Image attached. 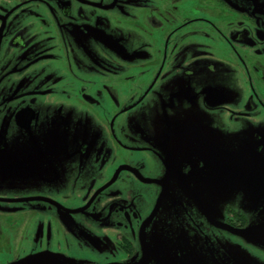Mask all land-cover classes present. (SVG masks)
Wrapping results in <instances>:
<instances>
[{
  "label": "flooded vegetation",
  "instance_id": "1",
  "mask_svg": "<svg viewBox=\"0 0 264 264\" xmlns=\"http://www.w3.org/2000/svg\"><path fill=\"white\" fill-rule=\"evenodd\" d=\"M263 192L264 0H0V264H215Z\"/></svg>",
  "mask_w": 264,
  "mask_h": 264
},
{
  "label": "rangeland",
  "instance_id": "2",
  "mask_svg": "<svg viewBox=\"0 0 264 264\" xmlns=\"http://www.w3.org/2000/svg\"><path fill=\"white\" fill-rule=\"evenodd\" d=\"M21 74L22 73H17V74L15 73V76L12 79H10V80L12 81V80H16V78H20ZM128 96H129V92H127V91H123V92L119 93V97L121 99H126L127 100ZM7 122H9V119L7 120ZM6 127L8 128V131L10 129L11 132L14 131L15 129H17V128H14V127L10 126V125H8ZM8 139H10V137H8ZM218 140H219L221 146H223L225 148L231 145V138L230 137L221 136L220 139H218ZM224 150H226V151H224L222 153V156H224V153H225L226 158L229 159L230 158V153H226V152H230L231 148L224 149ZM235 169H236V167L233 164L231 166V170L234 171ZM231 187H233V186L227 185L226 188H225V191L222 194V196L230 197V199L231 198H240V197L247 196V194L245 192H243L241 189H239L237 187H234V188H231ZM140 191L142 193H147L145 196H150V194H152L153 190L148 188L147 190H141L140 189ZM260 196H264V192L261 193ZM140 205L143 206V210L146 208L145 204H140ZM255 222H256V219H255ZM250 227L255 229V228H258L259 225L250 226ZM250 231H251V229H248L246 231L247 233H245L244 237H241L244 240H246V238H248L249 241H246V242H248L250 244H247L246 242H245L246 244H244L243 242L238 241V242L234 243L235 245H238V249H236L234 247V245L232 244V241L229 238H222L223 240H219L218 243L219 244L223 243L225 249L228 251V255L217 254L215 256V260H216L215 264H249L248 261H249L250 258L255 259L256 261H258L260 258L255 257L254 254L251 253V249H253L254 251H256L258 253L264 254V251H262L263 248H264V242L259 240L260 238L257 239V237H255V235H253V238H252V235H251L252 233ZM206 234L210 235L208 232H206ZM2 237L4 238V236H2ZM14 237H19V236L18 235L17 236H12L11 238L14 239ZM29 239H30V236H26L25 235V254L28 252ZM15 243H16V241H15ZM211 244H213L212 241H211ZM249 245H251L253 247H250ZM26 259H29V258H25V261H26ZM262 264H264V263H262Z\"/></svg>",
  "mask_w": 264,
  "mask_h": 264
},
{
  "label": "water",
  "instance_id": "3",
  "mask_svg": "<svg viewBox=\"0 0 264 264\" xmlns=\"http://www.w3.org/2000/svg\"><path fill=\"white\" fill-rule=\"evenodd\" d=\"M224 176L226 179L230 180L233 183H236V184L242 186L244 189L249 190V192H251V193H255L257 188H258L257 182L250 176H243V175H239V174H235V173H226ZM261 188L263 189V187H261ZM237 233H238L237 235L239 237H244V233H246V232L243 231V232H237Z\"/></svg>",
  "mask_w": 264,
  "mask_h": 264
}]
</instances>
